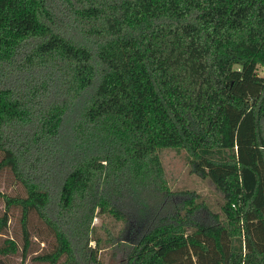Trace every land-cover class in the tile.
<instances>
[{"label": "trees", "instance_id": "trees-1", "mask_svg": "<svg viewBox=\"0 0 264 264\" xmlns=\"http://www.w3.org/2000/svg\"><path fill=\"white\" fill-rule=\"evenodd\" d=\"M259 66L264 0H0V172L26 191H0V256L19 250L1 240L18 208L24 254L31 213L54 236L41 263L104 264L122 245L126 264H264ZM164 148L224 194L222 219L191 202L152 223Z\"/></svg>", "mask_w": 264, "mask_h": 264}, {"label": "rangeland", "instance_id": "rangeland-1", "mask_svg": "<svg viewBox=\"0 0 264 264\" xmlns=\"http://www.w3.org/2000/svg\"><path fill=\"white\" fill-rule=\"evenodd\" d=\"M259 75L264 76V67L257 69ZM160 157L165 170L171 195L165 198L157 194L152 189L144 190L147 203L152 209L151 221L157 223L161 218L174 214L180 210L185 212V207L189 203L200 205V215L207 220L213 221L214 214L223 218L222 203L224 194L220 192L210 179L200 177L194 173L191 168L190 160L186 151L180 152L172 148H164L160 151ZM0 191L10 195L25 196L26 191L23 186L14 178L11 171L5 169L0 172ZM129 207L132 204L129 201L124 202ZM130 205V206H128ZM5 209L4 200L0 197V215ZM21 210L14 208L11 212L9 227L1 240L13 238L19 244V250L15 254L0 256V264H46L39 262L36 257L40 254L51 251L55 245V239L47 225L39 218L36 213H31L28 228L30 246L26 253L23 250V233L21 225ZM104 221L110 227L111 233L117 239L122 241H135L137 237L128 230V226L122 220H116L112 217H97L95 224L103 226ZM101 233L106 237L107 233L101 228ZM91 244L95 246V241ZM99 258L104 264H126L127 246L117 245V247L105 248L99 251Z\"/></svg>", "mask_w": 264, "mask_h": 264}]
</instances>
